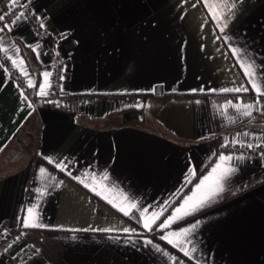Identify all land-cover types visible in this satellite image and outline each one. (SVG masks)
<instances>
[{
	"label": "crops",
	"instance_id": "0c3cea01",
	"mask_svg": "<svg viewBox=\"0 0 264 264\" xmlns=\"http://www.w3.org/2000/svg\"><path fill=\"white\" fill-rule=\"evenodd\" d=\"M20 4L0 0V13H25L0 40L28 72L0 51V240L16 232L0 250V264H174L144 240L181 264H264V155L243 149L264 145V96L241 67L254 62L264 93V0ZM30 14L43 23L41 33ZM36 44L39 58L29 47ZM55 63L59 91L71 97L63 105L38 95L41 84L48 93ZM241 86L248 91H220ZM257 100L261 110L250 118L225 107ZM217 163V175L237 168L224 191L157 227ZM133 202L137 209H129ZM163 205L167 210L153 216ZM24 219L44 227L24 228ZM196 221L188 236L169 237L190 240L195 259L160 239Z\"/></svg>",
	"mask_w": 264,
	"mask_h": 264
},
{
	"label": "snow or ice",
	"instance_id": "6c2138e0",
	"mask_svg": "<svg viewBox=\"0 0 264 264\" xmlns=\"http://www.w3.org/2000/svg\"><path fill=\"white\" fill-rule=\"evenodd\" d=\"M26 2V0H25ZM11 4L14 6H19V7H23V4L17 5V0H11ZM235 5H232V7H234ZM12 15L15 16L14 20H11L9 22V24H3V22L5 21V14L0 13V31H4L5 29H10V27L12 25H15L16 23H18L21 19L24 18L25 13L24 12H19V14H16L15 12L11 13ZM213 17L214 19H216L218 22L220 20V17L218 15H216L215 12H213ZM219 26V23H218ZM41 28L44 27L43 23H41L40 25ZM220 31H223V28L220 29ZM32 48L33 52L37 53V58H39L40 53L38 51L39 49V44H36L34 46H29ZM12 48L15 50V52H19L20 49L16 48L15 45H12ZM0 51H3L5 54V58L6 61H10L11 65L13 67H19L21 73L24 76H28V72L22 67L24 64L23 60L18 61L17 59H13L11 56H8V49L5 48L3 46V41L0 40ZM238 52V50L236 48L232 49V53L233 55H236ZM253 63H241V67L244 69L245 71V75L248 76L250 78L249 82L252 85V88L261 96H264V93L261 92L260 87L257 85V83L255 82V79H253L256 75L254 69H253ZM45 83H47L48 78L51 76V73L48 71H45L42 73ZM27 85L28 87H33L34 83L33 80L28 79L27 80ZM40 90L38 92V95L40 96H46L47 93L45 92V85L41 84L40 86ZM195 91V90H193ZM220 91L222 92H247L248 88L246 87H238V88H225V89H221ZM21 95L23 96L24 93L21 92ZM25 99H27V97H25ZM260 101H254L253 103H243V104H233L231 101L228 102V105H225V107H228L229 105L236 110L237 113H239L240 115H242L243 117H252L253 114V109L255 108L257 111H260L261 109L258 107ZM29 107H31V105H29ZM231 119V117H230ZM233 143H237V141H233ZM247 148L252 149L253 147H264V145H260V146H254L253 144L249 143L246 145ZM233 158L231 156H225V155H220L219 156V160L220 161H231ZM239 159H244L243 156L239 157ZM49 163H51V161H49ZM57 168H60L62 171L65 170V166L61 165L59 163L56 164ZM218 169H221V164L217 163L215 167L212 168V171L204 176L202 179L199 180V183L195 184V187L193 190H191V194L190 195H186L184 197H182V201L183 203L179 206V207H175L172 215H170L167 219H165L162 223H160L157 227L159 228H166L169 226V224L175 222L178 219H183L184 216H190L192 215L194 212L204 208L205 206H207V204L211 201H213L215 199L216 196H218L221 192L224 191V185L225 182L228 181L232 174L235 173L237 171L236 167H228L225 168L222 172H220V174L217 175ZM40 172L41 174H43L45 172L44 168H40ZM69 175H71V173H69ZM86 175H88L86 173ZM94 176V174H92ZM190 175H192V173L190 172ZM102 179L107 180L108 179V174L105 173L102 177ZM81 183H83V181H80ZM188 183H191V181H187ZM85 187H87V185H85ZM38 194L43 195V192L40 189L36 190ZM124 199H128L127 196H124ZM129 209H137V204L136 203H131L129 205ZM122 212H124V215H129V211H125L123 208L120 209ZM167 210V205H163L161 207V212L160 213H152L153 216H158L160 214H163V212ZM28 213L31 214L33 211V208H28ZM148 212V208H144L143 210H140V217H144L145 213ZM179 213H183V216H178L177 214ZM155 221L153 220L152 223H154ZM199 221L194 222L190 227H186L183 229H180L179 232H169L166 235H161L160 239L161 240H165L167 241L168 244L172 245L173 247H178L180 248V250L183 252L184 256L195 259V256L193 255L196 252V248L193 246L191 247V249H189L188 247H186V244H190L191 241L190 240H173L170 239L169 237H180V236H188V234L190 233V231L192 229H195L196 227H198L199 225ZM22 225L24 228H29V227H44V225L41 224H30L29 221L27 219H24L22 221ZM143 227L149 231L152 230L151 224L147 221L144 222ZM105 231H110V230H105ZM124 232H130V231H134V230H130L125 228L123 230ZM19 239V237H17V240ZM144 243L146 245H151L156 252H162L163 256L167 257L169 260L173 261L174 264H181V261H179L176 257L171 256L169 254V252L167 251H163L161 249V247L157 244H153V242L151 240H144ZM9 247H11V245H9Z\"/></svg>",
	"mask_w": 264,
	"mask_h": 264
},
{
	"label": "built area",
	"instance_id": "2783aa9c",
	"mask_svg": "<svg viewBox=\"0 0 264 264\" xmlns=\"http://www.w3.org/2000/svg\"><path fill=\"white\" fill-rule=\"evenodd\" d=\"M26 8H28L26 6ZM25 9V8H24ZM21 9L15 7L12 9H8L7 11H4L3 14H5V22L9 23L11 20L15 19V16L12 15V12H15L16 14H18L20 12ZM29 18L31 20L32 26L34 28V30L37 33H41V29H40V25L38 23V20L36 18L33 17V15H29ZM11 70H13V67L10 66ZM59 64L55 63L53 66V72H52V85L48 90V93L46 95V99L49 103L51 104H55V105H63L65 103H68L71 101V97L67 94H63L59 91V84H60V78H59ZM261 145V144H260ZM257 145V146H260ZM244 151H247L249 153L252 154H263L264 155V147H253L252 149H249L247 147L243 148ZM16 232H13L11 234H9L6 237H3L0 240V250L3 249L7 243L9 242V240L12 238V236L15 234ZM31 249V245L27 244L25 247V250H29Z\"/></svg>",
	"mask_w": 264,
	"mask_h": 264
},
{
	"label": "trees",
	"instance_id": "16d2710c",
	"mask_svg": "<svg viewBox=\"0 0 264 264\" xmlns=\"http://www.w3.org/2000/svg\"><path fill=\"white\" fill-rule=\"evenodd\" d=\"M20 83H22V84H23V81H22V80H20Z\"/></svg>",
	"mask_w": 264,
	"mask_h": 264
},
{
	"label": "rangeland",
	"instance_id": "374dc122",
	"mask_svg": "<svg viewBox=\"0 0 264 264\" xmlns=\"http://www.w3.org/2000/svg\"><path fill=\"white\" fill-rule=\"evenodd\" d=\"M51 87V86H50Z\"/></svg>",
	"mask_w": 264,
	"mask_h": 264
},
{
	"label": "water",
	"instance_id": "95a60500",
	"mask_svg": "<svg viewBox=\"0 0 264 264\" xmlns=\"http://www.w3.org/2000/svg\"><path fill=\"white\" fill-rule=\"evenodd\" d=\"M263 121V120H262Z\"/></svg>",
	"mask_w": 264,
	"mask_h": 264
}]
</instances>
